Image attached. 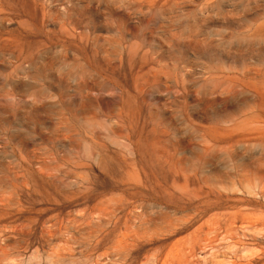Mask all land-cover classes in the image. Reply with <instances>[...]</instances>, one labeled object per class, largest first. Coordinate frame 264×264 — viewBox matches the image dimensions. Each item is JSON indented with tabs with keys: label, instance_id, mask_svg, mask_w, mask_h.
<instances>
[{
	"label": "rangeland",
	"instance_id": "1",
	"mask_svg": "<svg viewBox=\"0 0 264 264\" xmlns=\"http://www.w3.org/2000/svg\"><path fill=\"white\" fill-rule=\"evenodd\" d=\"M0 264H264V0H0Z\"/></svg>",
	"mask_w": 264,
	"mask_h": 264
}]
</instances>
